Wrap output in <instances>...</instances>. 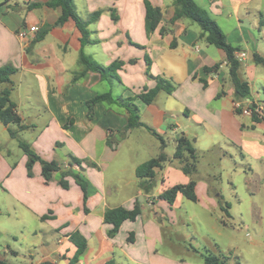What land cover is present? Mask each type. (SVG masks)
<instances>
[{
    "label": "crops",
    "instance_id": "0c3cea01",
    "mask_svg": "<svg viewBox=\"0 0 264 264\" xmlns=\"http://www.w3.org/2000/svg\"><path fill=\"white\" fill-rule=\"evenodd\" d=\"M48 1L0 0V68L15 70L10 77V100L27 127L22 132L35 133L25 142L40 158L56 162L64 170L72 158L80 161L75 171L86 180L87 199L84 203L81 188L70 177L69 188L63 189L58 172L46 183L39 163L33 165L32 177H28L23 153L12 168L2 148L9 143L5 138L8 128L14 125L0 123V261L157 264L158 258L164 264H176L158 254L165 241L157 218H169L187 199L177 194L169 205L157 196L173 186L186 185L189 177L174 162L167 163L156 172L152 194L144 196L138 188L136 168L162 151L171 158L176 140L187 137L199 158L197 200L193 203L205 210L219 208L229 218L226 192L237 195L243 188L264 186V119L254 122L236 113L226 55L200 37L196 24L185 19L168 24L174 15V0H149L163 14L150 36L144 29L147 0H136V10L128 7V31L121 30L118 35L108 12L112 0H74L75 11L84 20L105 10L88 26L90 45L81 46L80 33L71 21L51 28L34 45L23 44L18 32L35 26L37 37L45 26L57 21L60 9L46 7ZM193 1L219 26L228 44L237 47V53L246 54L240 75L249 85L251 102L264 106V66L253 63L254 55L264 58V25L260 26L264 0ZM123 17L127 18V13ZM137 33L138 38L133 39ZM92 46L98 48L90 55L86 49ZM133 48L141 55L128 57ZM80 52L104 67L122 61L116 72L119 81L101 80L95 72L79 78ZM131 60L135 62L129 63ZM216 65L215 73L204 72ZM146 69L152 78L146 76ZM156 77L167 80L172 91H160L148 105L134 100L142 127L124 132L128 113L118 105L96 104L88 118L84 104L96 95L136 98L156 87ZM6 87L0 84V92ZM146 128L158 134L164 146ZM252 178L258 183L248 181ZM140 196L142 214L134 222H123L118 233L109 237L112 226L103 221L105 211L117 207L132 210ZM76 233L86 241V248L73 262L77 249L70 236ZM130 234L133 242L128 241Z\"/></svg>",
    "mask_w": 264,
    "mask_h": 264
},
{
    "label": "trees",
    "instance_id": "16d2710c",
    "mask_svg": "<svg viewBox=\"0 0 264 264\" xmlns=\"http://www.w3.org/2000/svg\"><path fill=\"white\" fill-rule=\"evenodd\" d=\"M173 5L175 8L174 15L169 20L168 24L172 25L176 21L181 19H185L193 24H196L201 31L200 37L203 38L207 44L222 50L226 55L229 81L234 91V102L249 103V108L252 110L251 119L254 122H258L259 120L264 119V116L260 117L254 112L256 104L254 102H251L249 85L240 75L241 63L236 58V53L239 49L228 44L226 36L221 31L219 26L193 0H174ZM45 6L50 9H60V15L53 25H47L40 31L38 36L35 37V39L32 41L33 45L42 41L51 28L60 27L70 21L75 24L76 29L80 33L81 46L84 47L92 43L90 40V32L88 30V26L94 24L99 19L102 13L101 11H95L89 14L88 17L84 20L77 15L74 7V0H49L45 4ZM144 8V29L146 35L150 36L158 28L160 22L162 21L163 14L160 8L152 6L148 1L144 2ZM108 12L112 21L118 20L113 8H109ZM263 25L264 21L262 19L260 20V26ZM160 33L163 34V31ZM133 45L136 47H140L135 44ZM132 62L135 61H129V63ZM145 62L148 66L149 59L146 58ZM79 63L82 66V71L78 76L79 78L84 76L87 72H95L100 75L101 80L106 81H119L116 72L123 65V62L118 60L104 67L95 63L91 57L86 56L83 52H80ZM253 63L256 65L264 66V58L258 55H254ZM218 68V65L211 68H204V72L206 74L215 73ZM14 72L15 70L10 66H4L0 68V84H7V87L0 92V123L5 127H8L9 125L16 126V129L8 128V133L12 139L18 141L19 149L26 156L27 161L25 166L28 177H32V168L35 163L40 164L41 176L46 183L50 182L52 180L53 174L58 172L60 174V180L58 184L66 190L69 188L67 178L70 177L81 188L85 203L87 199V183L86 180H84L83 177H81L79 173L75 171V167L80 166V161H78L76 158H72V160L68 163L66 170H64L58 163L54 161H45L40 158L29 144L18 139L19 133L24 131L27 127L21 124V119L16 114L15 105L10 100L12 91L10 77ZM146 76L148 78H152V76L148 72V69H146ZM154 79L156 80V87L152 90H148L144 93L139 94L136 98L123 100L120 98H113L110 93L96 95L93 99L85 102L84 104L88 118H92L93 107L96 104L105 103L108 105H118L125 108L128 113V121L126 127L124 128V132L142 127L137 114V109L133 105L134 100L138 99L142 103L148 105L154 101L156 95L160 91H164L166 93H170L172 91V86L167 80L162 77H156ZM235 111L237 114L241 115L240 110L235 109ZM146 129L163 144V140L158 134H156L150 128ZM107 144L112 146L113 141L111 139H108ZM198 160V154L193 147L192 141L182 135L175 142L174 152L171 158H169L162 151L155 158L148 160L147 162L139 165L136 168L135 176L138 180V188L144 196L151 195L156 184V172L162 170L167 163L174 162L176 166L182 171V173L189 177V182L186 185H176L167 189L162 194L158 195L157 199L166 201L169 205H173L177 194H181L185 199L191 202H196L197 198L195 194V176L198 171ZM12 167H15V163L12 164ZM225 205L226 207H228L227 204ZM141 207L142 204L139 203V201H136L135 206L132 210H126L121 207L106 210L104 213L103 221L104 223L112 226V229L108 232V236L114 237L118 233V230L123 222H134L142 214ZM132 237V234H130L128 237L129 242H133ZM70 240L77 249L74 257L72 258V261L75 262L79 255L86 248V241L77 233L72 234L70 236ZM215 261L216 260L206 257L204 259V264H217ZM0 264L9 263L5 260H1Z\"/></svg>",
    "mask_w": 264,
    "mask_h": 264
},
{
    "label": "rangeland",
    "instance_id": "374dc122",
    "mask_svg": "<svg viewBox=\"0 0 264 264\" xmlns=\"http://www.w3.org/2000/svg\"><path fill=\"white\" fill-rule=\"evenodd\" d=\"M112 1L110 7L115 10L118 20L111 24L118 35L121 30L128 31V7L136 10L138 4L136 0ZM99 11L105 13V10ZM125 13L127 18L123 17ZM138 34H134L133 39H137ZM91 48L86 49V53L93 55L98 47ZM123 53L118 56L121 60ZM127 55L135 57L141 55V51L133 48L131 54L128 52ZM139 57L143 62V57ZM34 135L30 131L20 132L18 139L29 142ZM5 138L9 143L4 145L2 151L9 162L15 163L22 153L18 141L7 134ZM167 153L171 154L170 150ZM248 181L253 184L259 180L252 178ZM226 193L223 196L231 207L229 218L219 208L205 210L187 200L182 201L169 218L167 215H164V220L157 218L162 223L165 241L158 254L176 264H204L206 257L216 260L217 264H264V186L243 188L237 195ZM156 259L157 264H164Z\"/></svg>",
    "mask_w": 264,
    "mask_h": 264
},
{
    "label": "built area",
    "instance_id": "2783aa9c",
    "mask_svg": "<svg viewBox=\"0 0 264 264\" xmlns=\"http://www.w3.org/2000/svg\"><path fill=\"white\" fill-rule=\"evenodd\" d=\"M38 29L33 27H28L26 29L21 30L18 32L17 37L23 44H29L35 39V35L37 33ZM237 60L241 63L243 59L246 58V54L244 52L236 53ZM234 108L241 111V115L250 117L252 116V110L249 108V103L247 102H235ZM254 112L259 115L260 117L264 116V106H262L259 103H256V107L254 109Z\"/></svg>",
    "mask_w": 264,
    "mask_h": 264
},
{
    "label": "water",
    "instance_id": "95a60500",
    "mask_svg": "<svg viewBox=\"0 0 264 264\" xmlns=\"http://www.w3.org/2000/svg\"><path fill=\"white\" fill-rule=\"evenodd\" d=\"M138 201H139L140 203H142V202H143V197L140 196V197L138 198Z\"/></svg>",
    "mask_w": 264,
    "mask_h": 264
}]
</instances>
